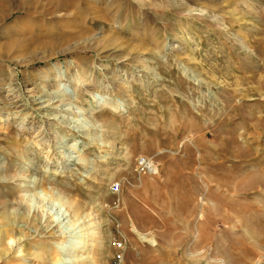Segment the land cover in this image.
I'll return each instance as SVG.
<instances>
[{
  "label": "rangeland",
  "instance_id": "obj_1",
  "mask_svg": "<svg viewBox=\"0 0 264 264\" xmlns=\"http://www.w3.org/2000/svg\"><path fill=\"white\" fill-rule=\"evenodd\" d=\"M69 2L0 24V264H264V0Z\"/></svg>",
  "mask_w": 264,
  "mask_h": 264
},
{
  "label": "bare ground",
  "instance_id": "obj_2",
  "mask_svg": "<svg viewBox=\"0 0 264 264\" xmlns=\"http://www.w3.org/2000/svg\"><path fill=\"white\" fill-rule=\"evenodd\" d=\"M2 1V0H0ZM6 1V4H0V24H2V22L5 21L6 19V15L12 14V10L10 9L7 13V7L12 6L13 4H18L19 9L21 8V10L23 8H26L29 11V14H41V8L44 6L43 4V0H4ZM46 1V0H45ZM92 3H101L104 4L105 8H106V13L108 15H111L110 17H112L113 15L111 14L112 9H114V2L115 0H91ZM91 4V3H90ZM8 5V6H7ZM47 5V4H46ZM80 5H82V0H71V2H69L66 6H65V10H72L75 11ZM52 7L54 8L55 12H56V8H57V0H52ZM87 10V9H86ZM27 12V11H26ZM80 15V14H79ZM104 18L106 17L105 15H103ZM5 17V18H4ZM42 18V15H37V18L34 20V23H36V25L38 27L43 26V24L45 23ZM107 18V17H106ZM110 19V18H109ZM117 21V20H116ZM90 23V22H89ZM93 23V21L91 22ZM56 28V29H55ZM55 31L57 30V27H54ZM82 38V37H81ZM68 41V40H67ZM64 42V41H63ZM47 43H50L51 46H54L55 44H57V37H54L52 41H45V42H41L42 46ZM148 168V171L151 169L150 164L146 165ZM16 206V205H15ZM17 208L19 210H21L22 208L25 207H21L20 205L17 206ZM6 209V208H5ZM5 209H2L0 212V247L2 245H6V241L9 240L10 235L8 233L7 230H3L4 227H6L9 222L11 221V217L9 216V214L7 213V211ZM203 209V208H202ZM247 223V222H246ZM243 226V225H242ZM254 227H259V228H264V222H252L250 227H245V236L243 237L244 239H248L250 240L253 244V246H258L260 245L261 250L264 251V240H262L261 238L259 239L258 235L254 232ZM257 229V228H256ZM140 237V236H139ZM140 239L142 241H145L146 243H151V241L149 239H146L145 237H140ZM204 240H207L206 238H204ZM249 241V242H250ZM153 242V241H152ZM153 244V243H152ZM59 246V245H58ZM6 250V249H5ZM4 252V249L0 250L1 252ZM261 258H264L263 256ZM264 262V261H263ZM198 264V262H197Z\"/></svg>",
  "mask_w": 264,
  "mask_h": 264
},
{
  "label": "built area",
  "instance_id": "obj_3",
  "mask_svg": "<svg viewBox=\"0 0 264 264\" xmlns=\"http://www.w3.org/2000/svg\"><path fill=\"white\" fill-rule=\"evenodd\" d=\"M118 190H119L118 185H113L112 191L116 193V192H118ZM112 246L114 249V256H113V263L112 264H121L123 261L122 245L118 242H113Z\"/></svg>",
  "mask_w": 264,
  "mask_h": 264
}]
</instances>
